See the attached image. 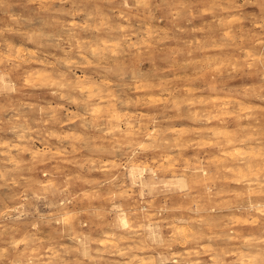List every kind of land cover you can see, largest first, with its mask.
Returning a JSON list of instances; mask_svg holds the SVG:
<instances>
[{
  "label": "rangeland",
  "instance_id": "374dc122",
  "mask_svg": "<svg viewBox=\"0 0 264 264\" xmlns=\"http://www.w3.org/2000/svg\"><path fill=\"white\" fill-rule=\"evenodd\" d=\"M0 264H264V0H0Z\"/></svg>",
  "mask_w": 264,
  "mask_h": 264
},
{
  "label": "bare ground",
  "instance_id": "6f19581e",
  "mask_svg": "<svg viewBox=\"0 0 264 264\" xmlns=\"http://www.w3.org/2000/svg\"><path fill=\"white\" fill-rule=\"evenodd\" d=\"M20 50V49H19ZM22 51V50H21ZM29 57V56H28ZM27 57V58H28ZM44 61V60H43ZM58 61V60H57ZM44 71V70H43ZM28 72V71H27ZM31 72V71H30ZM29 73V72H28ZM37 76V75H36ZM56 78V77H55ZM65 78V77H64ZM29 79V78H28ZM83 83V82H82ZM86 84V83H85ZM89 84V83H88ZM14 85V84H13ZM83 86V85H82ZM88 88V87H87ZM90 88V87H89ZM79 89V88H78ZM83 92V91H82ZM88 92V91H87ZM9 93H10V91H9ZM238 99V98H237ZM242 103V102H241ZM1 104H3V103H1ZM7 107V106H6ZM50 112V111H49ZM254 115V114H253ZM239 116V115H238ZM237 118H239V117H237ZM240 120V119H239ZM204 172V171H203ZM257 179V178H256ZM186 180V179H185ZM254 206V205H253ZM72 210V209H71ZM125 214V213H124ZM121 215V214H120ZM126 216V215H125ZM125 216H123L122 217V220H123V222L124 223H126V219H125ZM189 216V215H188ZM121 217V216H120ZM183 217V216H182ZM65 218V217H64ZM127 218V217H126ZM237 220V219H236ZM122 223V222H121ZM241 236V235H240ZM249 244V243H248Z\"/></svg>",
  "mask_w": 264,
  "mask_h": 264
}]
</instances>
